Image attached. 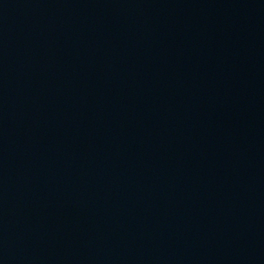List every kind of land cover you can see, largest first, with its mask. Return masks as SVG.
Wrapping results in <instances>:
<instances>
[{"label":"water","instance_id":"obj_1","mask_svg":"<svg viewBox=\"0 0 264 264\" xmlns=\"http://www.w3.org/2000/svg\"><path fill=\"white\" fill-rule=\"evenodd\" d=\"M0 264H264V0H0Z\"/></svg>","mask_w":264,"mask_h":264}]
</instances>
